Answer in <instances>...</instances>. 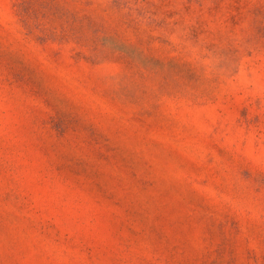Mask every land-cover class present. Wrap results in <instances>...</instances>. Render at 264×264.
<instances>
[{
	"label": "rangeland",
	"instance_id": "1",
	"mask_svg": "<svg viewBox=\"0 0 264 264\" xmlns=\"http://www.w3.org/2000/svg\"><path fill=\"white\" fill-rule=\"evenodd\" d=\"M0 264H264V0H0Z\"/></svg>",
	"mask_w": 264,
	"mask_h": 264
}]
</instances>
